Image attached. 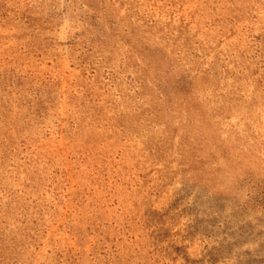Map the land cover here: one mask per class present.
<instances>
[{"label":"rangeland","instance_id":"rangeland-1","mask_svg":"<svg viewBox=\"0 0 264 264\" xmlns=\"http://www.w3.org/2000/svg\"><path fill=\"white\" fill-rule=\"evenodd\" d=\"M0 264H264V0H0Z\"/></svg>","mask_w":264,"mask_h":264}]
</instances>
